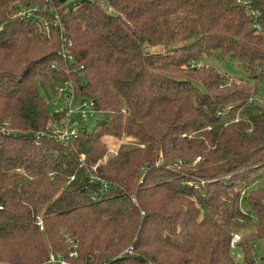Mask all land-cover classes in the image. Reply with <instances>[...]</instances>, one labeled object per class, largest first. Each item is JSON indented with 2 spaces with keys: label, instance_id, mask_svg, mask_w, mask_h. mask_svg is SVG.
I'll list each match as a JSON object with an SVG mask.
<instances>
[{
  "label": "trees",
  "instance_id": "16d2710c",
  "mask_svg": "<svg viewBox=\"0 0 264 264\" xmlns=\"http://www.w3.org/2000/svg\"><path fill=\"white\" fill-rule=\"evenodd\" d=\"M249 1L256 16L237 0H0V264H238L233 248L264 264V105L249 101L264 0ZM67 84L94 114L63 144L48 102Z\"/></svg>",
  "mask_w": 264,
  "mask_h": 264
},
{
  "label": "built area",
  "instance_id": "2783aa9c",
  "mask_svg": "<svg viewBox=\"0 0 264 264\" xmlns=\"http://www.w3.org/2000/svg\"><path fill=\"white\" fill-rule=\"evenodd\" d=\"M237 2L244 6L246 11L249 14L256 16V12L250 7L249 0H237ZM37 8H26L20 10L18 12V16L21 18H29L31 17ZM55 25L59 24V19L56 17L54 21ZM253 27L255 32L262 33L264 37V31L262 30L260 24L254 23ZM63 54L65 53V49L62 50ZM191 65L194 64L193 61L190 62ZM57 93L59 96H63L64 105L62 106L64 115L61 119L60 123L56 125L51 131L52 135L56 137L63 144H67L69 140L77 134L78 129V120L77 117H82V119H86L89 116L94 114V109L92 102L89 100H80L78 105L74 107L73 105V95L72 91L69 89V84L62 85L57 88ZM250 102L258 101L260 104L264 105V91L261 96H252L249 99ZM109 188V184L106 181H101V190H107ZM244 192V191H243ZM242 192V194H243ZM240 236L237 233H234L231 239V246H234L236 242L239 240ZM126 253H133L132 247H129ZM75 256V253H70L69 258ZM44 264H72L69 262L67 257L63 256L61 253L50 254L49 259ZM76 264V263H74ZM82 264V263H80ZM99 264H107V260L101 261ZM150 264V263H149Z\"/></svg>",
  "mask_w": 264,
  "mask_h": 264
},
{
  "label": "rangeland",
  "instance_id": "374dc122",
  "mask_svg": "<svg viewBox=\"0 0 264 264\" xmlns=\"http://www.w3.org/2000/svg\"><path fill=\"white\" fill-rule=\"evenodd\" d=\"M75 3H76V1L72 2V4H75ZM147 49L149 51L153 52V51L161 50V47H147ZM200 63L201 64H207V65H213L218 70V72L220 74L226 76L229 79L239 80V79H247L248 78L247 72L244 71V69H242L241 66H239L235 61H233L231 59L223 58V57L217 56V55H212L209 57H203L201 59ZM78 103L79 102H77V101H73L74 107L77 106ZM63 105H64L63 96H59L58 93L56 92L54 97L48 102V109L51 113L57 112V111H60L62 109ZM77 120L78 121L82 120V117H77ZM86 123L91 128L94 125V118L89 119ZM104 140L107 141L109 149L113 148V146L118 147V145H120L122 143V139L116 140V139H113L112 137H106ZM255 173L258 176H257V178L255 177V179H254L255 184H253V186H255V187L264 186V167L257 169ZM245 191H246V189L244 190V192ZM241 208L244 211L247 208L246 201L243 199L241 200ZM235 233H237L241 237V232L238 231ZM129 247H131V245L127 246V248H125L121 253L125 252ZM253 247H254V250H253L254 255L260 260L261 254L264 251V242L263 241L255 242ZM232 253H233L234 257L236 258L237 263L243 264L242 259H241V255H240V252L238 251V249L233 248ZM78 264H80V263H78ZM82 264H85V263H82Z\"/></svg>",
  "mask_w": 264,
  "mask_h": 264
}]
</instances>
